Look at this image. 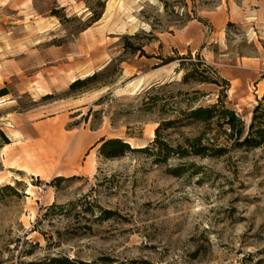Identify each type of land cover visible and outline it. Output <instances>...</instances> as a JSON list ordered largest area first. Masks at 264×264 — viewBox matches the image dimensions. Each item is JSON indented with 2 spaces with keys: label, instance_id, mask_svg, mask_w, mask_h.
<instances>
[{
  "label": "rangeland",
  "instance_id": "rangeland-1",
  "mask_svg": "<svg viewBox=\"0 0 264 264\" xmlns=\"http://www.w3.org/2000/svg\"><path fill=\"white\" fill-rule=\"evenodd\" d=\"M181 57L230 88L185 82ZM0 92V264H264V146L99 152L211 145L220 128L184 113L219 97L247 126L264 0H0Z\"/></svg>",
  "mask_w": 264,
  "mask_h": 264
},
{
  "label": "trees",
  "instance_id": "trees-1",
  "mask_svg": "<svg viewBox=\"0 0 264 264\" xmlns=\"http://www.w3.org/2000/svg\"><path fill=\"white\" fill-rule=\"evenodd\" d=\"M185 58L181 57V62L179 67L186 69L183 80L185 82L193 79L199 83H213L221 88L222 94L230 88V82L226 78L221 77L216 71L214 77L211 76L208 71L212 70V67L208 65L204 60L200 59L197 62H192L191 68L186 67ZM212 72V71H211ZM96 76V73L92 76L80 80L77 79L75 83L80 81H87ZM2 93V94H1ZM7 92H0V96L6 94ZM219 101L207 106L200 105L185 112V119L192 120L196 123H203L208 127L215 124L220 128V130L209 138L210 143H203L204 134L201 133L191 140L189 147L182 149L174 148L170 146L166 141L159 140L158 136L154 140L153 144L142 147L134 148L131 146L130 142L122 138H103L100 140L101 146L99 152L106 158H114L125 155L130 151H142L149 152L150 154L154 152L153 147L156 144H160V155L157 159L160 161H165L172 155H177L178 157H183L186 155H199V156H220L223 155L228 149L227 144L220 142L221 138L226 141L233 143L232 146L238 148H256L264 146V95L257 100V103L252 109L250 121L247 126L241 120V117L233 110L228 108L223 102L221 97ZM158 131V130H157ZM10 143V139L7 134L0 128V144L4 146ZM191 148V149H190ZM59 180L60 178H56ZM2 188H10L11 186H0ZM49 264H75L74 261L70 259H61L59 257H54L50 259Z\"/></svg>",
  "mask_w": 264,
  "mask_h": 264
}]
</instances>
